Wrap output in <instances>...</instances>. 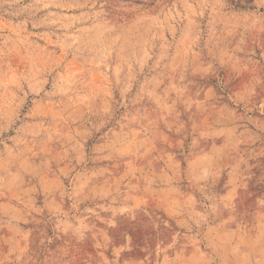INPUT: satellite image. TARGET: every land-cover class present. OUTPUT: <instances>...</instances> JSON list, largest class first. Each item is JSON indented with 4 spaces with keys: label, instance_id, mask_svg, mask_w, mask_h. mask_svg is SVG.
I'll list each match as a JSON object with an SVG mask.
<instances>
[{
    "label": "rangeland",
    "instance_id": "1",
    "mask_svg": "<svg viewBox=\"0 0 264 264\" xmlns=\"http://www.w3.org/2000/svg\"><path fill=\"white\" fill-rule=\"evenodd\" d=\"M0 264H264V0H0Z\"/></svg>",
    "mask_w": 264,
    "mask_h": 264
}]
</instances>
